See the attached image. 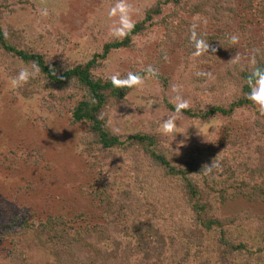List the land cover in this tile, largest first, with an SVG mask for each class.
I'll list each match as a JSON object with an SVG mask.
<instances>
[{
  "label": "trees",
  "instance_id": "trees-1",
  "mask_svg": "<svg viewBox=\"0 0 264 264\" xmlns=\"http://www.w3.org/2000/svg\"><path fill=\"white\" fill-rule=\"evenodd\" d=\"M37 5L35 0H0V72L12 78L24 67L31 71L35 62L39 74L19 87L9 84V97L34 101L66 115L69 126L83 127L77 147L88 160L85 174L92 177L83 190L96 211L67 217L43 213L33 204L0 208V264H34L22 247L29 243L48 252L52 264H264V215L251 209L228 216L220 212L237 198L264 203V115L246 98L247 76L254 67L248 57L254 48L261 50L256 59L264 66V0H155L133 20L127 36L109 34L79 61L57 56L41 37L40 43L32 41L25 27L11 20L22 10L39 12ZM254 20L261 29L258 44L246 32ZM193 23L210 44L209 53L196 60L222 65L214 79L196 76L195 65L188 63L184 81V68L178 78L159 71L165 47L174 42L192 56ZM41 31L49 33L45 26ZM153 31L157 53L148 66L158 70L151 78L161 102L175 113L176 93L169 90L173 84L187 86L190 93L184 99L190 108L180 116L189 121L223 116L228 124L215 139L177 141L157 130L125 132L111 125L113 109L126 104L134 87H114L103 71L106 61L113 52L137 50L139 38ZM230 34L240 36L238 44L230 43ZM60 41L55 35L62 47ZM238 48L245 57L232 64ZM227 51L231 56L225 57ZM147 67L131 66L120 75L132 71L146 76ZM11 155L29 168L38 160L33 150L23 158ZM215 157L220 168L206 175L202 168Z\"/></svg>",
  "mask_w": 264,
  "mask_h": 264
},
{
  "label": "rangeland",
  "instance_id": "rangeland-1",
  "mask_svg": "<svg viewBox=\"0 0 264 264\" xmlns=\"http://www.w3.org/2000/svg\"><path fill=\"white\" fill-rule=\"evenodd\" d=\"M154 1L128 0L134 8L132 19L140 17L143 9ZM35 2H38L37 6L48 7L50 13L48 17H41L39 12L28 13L22 10L13 15L11 20L19 26H24L32 41L40 43L38 38L41 37L50 51L60 53L61 55L57 56L71 61L87 58L110 34V26L118 20V17L109 18L107 15L117 0H35ZM246 17L252 18L248 14ZM43 26L49 33L41 31ZM234 26H237V23ZM260 30L256 20L247 23L246 32L249 39L256 44L261 38ZM154 34L156 36L157 32L153 31L139 38L137 50L123 49L113 52L106 61L103 71L112 75L116 72H125L131 66L138 69L147 67L150 58H154L157 53V41L152 39ZM55 35L61 36L62 47L55 43ZM178 44L179 42H174L165 47L166 56L160 66V72L178 78L183 74L184 68L182 76L184 81L190 73L191 65H195L194 69L197 71L212 74L222 66L216 61L200 64L195 57L185 56ZM56 46L61 51L64 47L65 52L58 51ZM236 54H239L241 59L245 57L240 48L233 55ZM228 55L229 52H225V57ZM186 63L190 66H185ZM9 84L11 85L10 77L0 72V208L17 204L26 208L33 204L36 210L43 213L62 212L67 217H74L73 214L79 211L95 213L96 209L90 197L83 190L92 179L85 174L88 160L83 158L77 147V138L83 127L69 126L66 115L49 111L34 101H23L18 96L10 98ZM158 91L159 86L154 79L146 78L144 85L134 87L129 93L125 100L126 104L113 109L111 125L125 132L137 129L158 131L160 123L175 114L164 107ZM169 91L172 94L171 88ZM189 93L190 89L183 86L180 95L186 98ZM149 101L154 102L151 108L148 106ZM225 124H228V121L223 116L189 121L179 115L177 119L179 133L174 132L170 135L177 141L180 139L187 142L191 139L203 142L218 137ZM30 150L34 151L33 156L38 159L30 168L20 166L15 158L18 155H11L17 152L19 157L23 158ZM247 209L264 215V203H249L242 198L228 201L221 206L220 212L223 216H228ZM255 241L261 245L258 238ZM22 247L31 255L30 260L34 264H52V256L48 252L38 250L30 243L23 244Z\"/></svg>",
  "mask_w": 264,
  "mask_h": 264
},
{
  "label": "clouds",
  "instance_id": "clouds-1",
  "mask_svg": "<svg viewBox=\"0 0 264 264\" xmlns=\"http://www.w3.org/2000/svg\"><path fill=\"white\" fill-rule=\"evenodd\" d=\"M41 17L49 16L48 7H42L38 9ZM134 12L133 6L128 2V0H117L116 4L112 6L107 15L109 18L118 17V20L114 22L110 28L109 33L111 36L115 38H122L128 35L131 32L135 24L132 19V14ZM197 23H193L189 26L190 32V42L194 46V51L192 52V56L199 57L204 55L205 53H209L210 44L209 42L203 38L202 35L198 34ZM5 38H7V32L4 33ZM228 40L232 45H236L240 41V36L238 34H230ZM212 53L216 52L215 48L211 49ZM261 50L259 48H254L252 50V54L248 57L249 62L254 67L249 72L247 76V84L250 88V91L246 94V98L251 101L256 107L261 115H264V66L257 64L256 56L259 54ZM241 61V56L236 54L231 60L232 64H239ZM40 72V68L38 64L33 62L31 64V71L28 67L22 68L15 77L10 78V83L13 87H19L22 84L27 83L31 78H35ZM146 76H142L139 73H135L132 71L127 72L124 77H121L119 72L112 74L109 77L111 84L117 88H133L139 87L145 84L146 78L155 77L158 75V70L149 65L146 69ZM52 74L55 75V70H52ZM198 77H207L209 80L214 79V76L211 72H202L197 71L195 73ZM182 85L173 84L171 86L172 92L176 93L173 98V106L175 110L174 115H170L167 119H164L158 128V131L163 135H168L171 133H179L177 126V119L179 115L183 113L184 110L190 108V102L187 99H184L180 92L182 90ZM154 102L149 101L148 106L151 108ZM220 163L215 157L211 164H205L202 168L206 175L211 174L214 169H219Z\"/></svg>",
  "mask_w": 264,
  "mask_h": 264
}]
</instances>
